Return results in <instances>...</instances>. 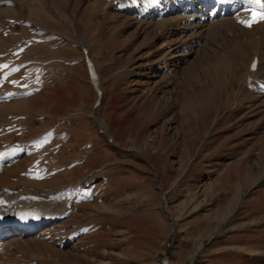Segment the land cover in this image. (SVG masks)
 I'll return each mask as SVG.
<instances>
[{
    "label": "rangeland",
    "instance_id": "rangeland-1",
    "mask_svg": "<svg viewBox=\"0 0 264 264\" xmlns=\"http://www.w3.org/2000/svg\"><path fill=\"white\" fill-rule=\"evenodd\" d=\"M152 2L0 0V264H264V19Z\"/></svg>",
    "mask_w": 264,
    "mask_h": 264
},
{
    "label": "bare ground",
    "instance_id": "bare-ground-1",
    "mask_svg": "<svg viewBox=\"0 0 264 264\" xmlns=\"http://www.w3.org/2000/svg\"><path fill=\"white\" fill-rule=\"evenodd\" d=\"M164 1L167 0H153L150 7L160 10L162 2ZM173 1L176 5L174 6L171 4L168 7V14L177 13L181 16L183 21L197 23L200 29L205 30H210L213 27L217 28L218 26L224 28L223 19L227 16L232 17L236 22L242 25L247 24L249 21H253L254 17H256V24L258 23L257 25H259L260 21L258 17L264 15V4L262 5L264 1L262 3H250L249 0H170L171 3H173ZM248 56L252 57V60L254 57L258 59L256 70L250 68L251 63L249 67H247L248 77L252 78L248 86L256 89H264V54L259 51L251 53L249 48ZM89 69L92 78H94V68L90 65ZM2 195H4V193H2ZM0 203L5 207L6 201L0 199ZM12 206L14 207V211H12H16L17 213H15V216H0V240L29 237L42 225L56 217L53 216L50 218L41 211V214L35 213L34 211L36 209L32 207L18 208L16 205H13V203Z\"/></svg>",
    "mask_w": 264,
    "mask_h": 264
},
{
    "label": "snow or ice",
    "instance_id": "snow-or-ice-1",
    "mask_svg": "<svg viewBox=\"0 0 264 264\" xmlns=\"http://www.w3.org/2000/svg\"><path fill=\"white\" fill-rule=\"evenodd\" d=\"M249 2L250 3H259V0H249ZM259 19H264V15H262V16H260V17H258ZM255 19H256V17H254V20L253 21H249L248 23H249V26H250V24L252 23V22H254L255 21ZM253 67H255V65H253Z\"/></svg>",
    "mask_w": 264,
    "mask_h": 264
}]
</instances>
